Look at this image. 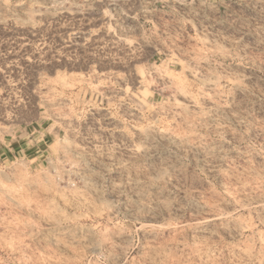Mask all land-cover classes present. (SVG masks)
Returning <instances> with one entry per match:
<instances>
[{
	"label": "rangeland",
	"instance_id": "obj_1",
	"mask_svg": "<svg viewBox=\"0 0 264 264\" xmlns=\"http://www.w3.org/2000/svg\"><path fill=\"white\" fill-rule=\"evenodd\" d=\"M15 134L0 264H264V0H0Z\"/></svg>",
	"mask_w": 264,
	"mask_h": 264
},
{
	"label": "crops",
	"instance_id": "obj_2",
	"mask_svg": "<svg viewBox=\"0 0 264 264\" xmlns=\"http://www.w3.org/2000/svg\"><path fill=\"white\" fill-rule=\"evenodd\" d=\"M209 4V7H211V1L208 2ZM217 18L219 19V22L221 20V16L218 15ZM215 20V16H213L211 13H209L208 15V26H209V30H211V22ZM216 21V20H215ZM209 38H210V34H209ZM15 130H13L14 132H17L19 131V129L16 127V126H13ZM16 127V128H15ZM27 126H24V127H20L21 128H24L27 130L26 128ZM41 129V127L39 126V130ZM39 130H36V129H33V131L31 132V134H33L34 132H39ZM17 134L15 135H12V142L11 143H7L6 144V139L7 136L5 135H2L0 137V159H4L6 158L7 156L9 155H15L16 154H19L20 152H22L25 156V154H28L27 156H32L31 155V152L33 153H36L39 148L38 146H32V148H30V146H28V142H24V137L21 139L20 137V140L18 139H15L14 136H16ZM49 137L50 136H45L46 140L43 141V143L45 144V141L49 140Z\"/></svg>",
	"mask_w": 264,
	"mask_h": 264
}]
</instances>
